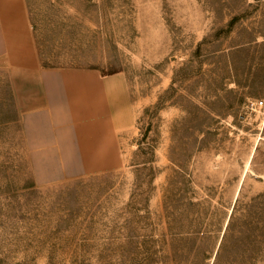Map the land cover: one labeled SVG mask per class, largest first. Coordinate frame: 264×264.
Wrapping results in <instances>:
<instances>
[{
  "label": "rangeland",
  "instance_id": "374dc122",
  "mask_svg": "<svg viewBox=\"0 0 264 264\" xmlns=\"http://www.w3.org/2000/svg\"><path fill=\"white\" fill-rule=\"evenodd\" d=\"M27 5L42 63L122 73L133 118L119 167L48 184L0 132V264H264V0Z\"/></svg>",
  "mask_w": 264,
  "mask_h": 264
},
{
  "label": "crops",
  "instance_id": "0c3cea01",
  "mask_svg": "<svg viewBox=\"0 0 264 264\" xmlns=\"http://www.w3.org/2000/svg\"><path fill=\"white\" fill-rule=\"evenodd\" d=\"M132 118L122 73L44 65L27 0H0V132L18 130L36 183L119 167Z\"/></svg>",
  "mask_w": 264,
  "mask_h": 264
},
{
  "label": "built area",
  "instance_id": "2783aa9c",
  "mask_svg": "<svg viewBox=\"0 0 264 264\" xmlns=\"http://www.w3.org/2000/svg\"><path fill=\"white\" fill-rule=\"evenodd\" d=\"M251 109H256L257 107H263L264 106V98H254L249 101L248 105Z\"/></svg>",
  "mask_w": 264,
  "mask_h": 264
},
{
  "label": "bare ground",
  "instance_id": "6f19581e",
  "mask_svg": "<svg viewBox=\"0 0 264 264\" xmlns=\"http://www.w3.org/2000/svg\"><path fill=\"white\" fill-rule=\"evenodd\" d=\"M249 165H250V164H249ZM248 170H249V167H248V169H247V171H246V172H248ZM246 172H245V174H246ZM245 174H244V175H245ZM238 191H239V190H238ZM238 193H239V192H238Z\"/></svg>",
  "mask_w": 264,
  "mask_h": 264
}]
</instances>
